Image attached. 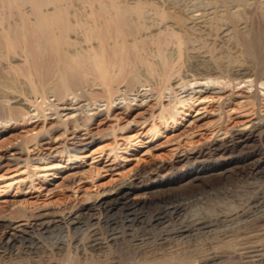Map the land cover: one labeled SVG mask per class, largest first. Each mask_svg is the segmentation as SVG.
Wrapping results in <instances>:
<instances>
[{
	"label": "bare ground",
	"instance_id": "1",
	"mask_svg": "<svg viewBox=\"0 0 264 264\" xmlns=\"http://www.w3.org/2000/svg\"><path fill=\"white\" fill-rule=\"evenodd\" d=\"M75 2L77 0H0V112L9 114L0 121V137H8L16 130L17 124L9 122L15 119L14 116L26 115V119L42 116V120L31 121L34 127L41 124L34 134V145L39 149L34 158H48L54 151H76L93 140L91 132L80 133L82 124L78 122L81 118L78 108L63 107L68 109L61 113L58 102L49 100L45 93L50 86L59 92H67L76 82L82 83L89 71L97 74L102 86L111 94L114 82L120 77L134 85L147 69L154 70L160 66L162 83L166 82V85L163 84L165 87H161L159 92L157 90L161 108L159 115L174 122L180 107L190 106L205 92H217L227 100L240 95L249 98L253 104L264 99V27L253 28L250 25V28L245 15L248 8H252L251 15L264 21V0H80L79 6H75ZM229 38L241 44L239 52H244L246 58L254 61V66L245 60L218 61L216 48L222 40ZM198 41L208 44V48L201 49ZM235 48L237 50L238 47ZM177 66H181L180 69L185 66L183 76L178 75L185 80L181 82L179 92L170 83ZM162 88L169 89L168 101L163 98L165 91ZM26 89L41 92L42 98H33ZM121 94L122 97L120 94L108 97L103 104L113 111L124 107L126 110L129 107L136 109L146 102V97L154 95L153 89L146 86L131 98L138 100L136 103L131 99L127 101L126 91ZM76 95L74 93V97ZM117 98L125 100V103L120 100L118 103L122 105L113 104ZM92 103L94 106L90 109L93 110L85 115L88 120L101 115L103 109V104ZM31 105L35 107L30 108ZM46 109H51V113L45 112ZM67 121L73 123L69 131L72 136L62 145L54 134L61 129L69 130ZM258 141H261L258 148H250ZM57 142L61 145H55ZM43 143L48 144L46 151L40 148ZM262 143L264 115L260 113L248 123L224 129L204 148L177 159V164L187 166L185 171L176 170V165L171 168L161 165L148 175L138 173L135 180L121 183L111 194L98 196L88 204L76 205L68 212L76 214L73 215L74 220L72 218V222L65 221L59 225L62 236L65 235L63 231L68 235L59 237L57 232V241L51 246L54 250H50L53 253L67 250L71 255L72 249L75 250L73 242L82 239L81 235L80 238L77 236L81 230L83 232L82 224H88V220H84L85 210L95 208L109 212L118 207L134 208L142 202L132 197L135 190L185 177H191L193 181L202 179V172L223 162L243 161L255 153L264 152ZM10 150L9 154H4L5 158L21 159L23 155H33L28 145L12 144ZM263 174L264 169H261L253 176V181H250L252 191L246 197L237 199L235 195H226L223 201L211 206L202 204L205 201L197 192L173 194L164 191L158 200L163 205H158L154 213L146 215L143 210L138 212L135 209L132 212L134 217L125 222L122 232L134 241V254L130 258L110 262L102 260L103 263L97 258L95 260V251L116 244L120 235L115 232L106 239L92 233L89 244L86 243L91 248L88 250H92L89 259L88 255L85 256L86 264H264V181L260 180ZM221 187L220 183H212L204 190L218 196L223 193ZM44 215L46 213L40 212L32 217ZM136 223L144 227L141 235L134 232L137 231L133 229ZM9 224V221L0 220V228ZM51 225L42 221L37 232L34 226L11 232L9 240L0 242V261L3 258L0 264H58V257L55 260L53 253L52 258L39 257L45 250L41 241L52 232ZM18 242L21 248L16 255L14 247ZM74 255L70 260H77Z\"/></svg>",
	"mask_w": 264,
	"mask_h": 264
},
{
	"label": "rangeland",
	"instance_id": "2",
	"mask_svg": "<svg viewBox=\"0 0 264 264\" xmlns=\"http://www.w3.org/2000/svg\"><path fill=\"white\" fill-rule=\"evenodd\" d=\"M77 2H75V6L81 5L80 0H77ZM252 10V8H248L247 11L251 18L247 15L248 13L245 12L247 13L245 15L247 16L249 26L252 25V27L254 26L256 28L264 27V21L257 16L254 17L251 15L250 12ZM260 21L262 22L258 24ZM252 27L250 26V28ZM262 39H264V35ZM224 40L219 43L215 51L217 55L219 54L218 61H224L226 63L227 61L229 62L233 61V59H237L245 60L250 66L255 65V63H253L254 61L246 58L244 52H239L240 49H242L241 44L239 45L237 42H233L234 39L232 38ZM262 42L264 46V40ZM198 43L200 44L201 42L198 41ZM200 46L203 50L208 48V44L201 43ZM235 47L239 49L237 48L236 50ZM232 51L237 52L240 58L236 53L235 55L237 57H235ZM230 53L234 58H232ZM178 67L179 66L173 71L174 76L177 75L174 77L172 74L170 79L171 82H169L173 84V86L176 87L175 89H177L176 91L179 92L181 89L179 87L181 82H185V80L183 81L180 78L185 72V66L181 69L180 66V71H178ZM142 68L143 70L146 69L144 67ZM157 69L158 71H154ZM157 69H147L146 73L143 74L144 76L142 75L143 77H141V80L134 85H129L125 77H120L118 81L114 82V88L111 94L107 93L94 71L86 73L84 81L82 83L76 82L67 92H59L54 90L51 86L47 89L45 93L48 99L55 103L58 102V108L61 113L66 112L68 109H64L63 107L79 109V111H76L81 113L79 116L81 118H79L78 121L80 125L82 124L79 127L80 133H86L88 131L94 134L91 142L81 145L76 151H54L52 156L48 158H34L39 151L38 147L36 148L34 145L36 139L34 134L41 128V124L34 127L31 121L37 119L42 120L43 117L36 116L26 119V115H20L14 116L15 119L9 120V122L17 124V128L12 135L0 137V220L9 221L10 226L0 228V242L9 240L11 238V232H18L20 229L26 228L27 226H34L37 232L39 231V224L44 221L48 222L50 225L52 224L53 230L42 239L41 242L45 246V250L42 251V255L40 253L39 257L48 259L55 255V260L58 257V264H86L85 260H87V257L85 256L88 255L89 259V256L92 254V250L89 251L88 249L90 247L87 246V244H89V239L92 237V233L109 239L110 236L117 232L121 240L125 237V239H123L124 241L122 242L119 239L117 243L120 245L117 243L112 244L113 247L97 250L95 251L96 254H94L93 251V258L95 260L97 258L101 263H103V261L110 262L111 260H120L121 258L128 259V257L130 258L134 254V241L130 240V235L126 236L122 232L124 227H126L125 222H129L128 220L134 217V213L132 212L136 211L135 209H137L138 212L143 210L146 215L154 213L158 209V205H163L158 201L163 193L167 191L173 194L197 192L200 199L205 201V203L202 204L208 206L217 204L218 201H223V199L227 197L226 195H235L237 199H239L251 193L252 188H250V181H253V176L256 175L258 170L264 169V152L255 153L247 158V160L245 159L243 161L223 162L221 165L217 163L218 166L212 167V169L207 172H202V179L193 181L191 177H185L165 184H158L153 187L139 188L135 190L132 197L142 200V202L134 208L127 209L118 207L109 210V212H100L95 208L87 209L84 213V220H88L86 222L88 224H82L83 232L81 230V232L77 234L78 237L81 235L80 237H82V239L80 241H74L75 243L73 242V247H75L76 251L74 248L71 251V255L78 252V257L76 254L74 255L77 260H70L71 255H68L67 250L53 253L54 246L53 248L51 246L57 241L55 239L58 238V233H60L59 237H66L67 234V232L63 231L62 233L65 235L62 236L59 225L65 221L72 222L74 220L75 217L73 218V215L76 214L72 215L68 212L76 205L80 203L88 204L98 196L111 194L121 183L128 180H135L138 173L148 175L153 169L161 165L170 168L176 165V167H178L176 170L185 171L187 169L186 165L182 163L177 164V159L181 156L191 154L195 150L204 148L226 128L241 126L248 123L252 119L258 117L260 113L264 115V99L262 102L253 104L249 102L251 101L249 98L246 99L244 96L234 95L233 98H228L227 100L224 98V95L221 96L217 92H205L201 97L191 102L190 106L186 105L178 109L179 113L176 115V122L171 118H162L159 115L161 108L157 94L161 87H165L163 84L166 85V82L162 83L163 76L161 70H159L161 67L158 66ZM147 73H150V76ZM179 74H181V76ZM159 78H161L160 81L158 80ZM158 82L162 84L160 85ZM145 86L147 88L151 87L154 95L149 96V98L146 97V102L139 108L133 109L129 107L128 110H126L124 107V109L113 111L103 104L107 102L106 100L110 96L114 98L120 94L122 97L123 94L121 93L124 91H126V97H128L127 101H129L131 98H134L133 96L138 93V90ZM156 87L158 89H155ZM163 90L165 91L163 98L165 101H168L166 99H168L169 89L164 88ZM26 91L27 93L30 92L33 98L36 96L38 100L42 98L40 96L41 92L34 93L30 89H26ZM74 93H77L76 97H74ZM139 97L137 98L140 99ZM120 100L123 101L121 102L122 104L125 103V100L117 98L114 99L113 104L118 103ZM94 101H96L97 104H103L101 106L103 108L102 113L88 120L85 118V115L86 112L90 113V111L93 110L90 108L94 106L92 103ZM130 101L136 103L138 100L131 99ZM91 103L92 105H89ZM121 103H118V106L122 105ZM34 107L35 105H31L30 108ZM51 111V109L45 110L47 113H51ZM32 112H35V110ZM7 115H9L7 112H0V121ZM49 115L51 117L57 116V114ZM84 123H88V125ZM66 124L68 128H70L69 130L65 131V129H61L54 134V136H58L57 141H60L62 145L63 141L65 142L72 136V133L69 131L72 129L73 123L67 121ZM12 144L30 146L33 150L31 152L33 155L30 157L23 155L21 159L12 156L5 158L4 154H9L11 152L10 149L12 148ZM61 144L57 142L55 145ZM47 145L48 144L43 143L40 148L46 151ZM260 145L261 141H258L253 143L250 148H258ZM260 180L264 181V174L260 177ZM212 183L222 184L223 187L221 188L223 193L218 196L207 193L204 189ZM40 212H44L46 215L38 218L35 216L32 217L34 214ZM123 219L124 221H122ZM137 225L140 227L139 230ZM134 226L133 229L137 230L134 232H138V234L141 235L144 231L143 225L141 224L140 226V224L136 223ZM19 243L20 242L15 245L16 248L14 247V254L16 255L18 252L17 250L21 248V243L20 245ZM78 243L80 245L83 244L81 245L83 248L85 245V248H81ZM76 247L81 249H76ZM50 248L53 250H50ZM86 250L90 253L88 254ZM103 250H107V252H103ZM66 255L69 257L67 258ZM24 257L28 256L25 255ZM2 259L3 258H1L0 262H2Z\"/></svg>",
	"mask_w": 264,
	"mask_h": 264
}]
</instances>
